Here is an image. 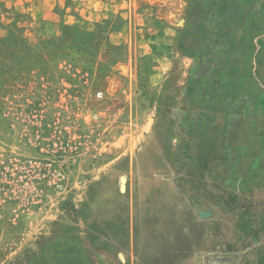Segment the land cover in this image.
I'll return each mask as SVG.
<instances>
[{
    "label": "rangeland",
    "instance_id": "rangeland-1",
    "mask_svg": "<svg viewBox=\"0 0 264 264\" xmlns=\"http://www.w3.org/2000/svg\"><path fill=\"white\" fill-rule=\"evenodd\" d=\"M126 154L177 186L129 264H264V0H0V264H125L75 224Z\"/></svg>",
    "mask_w": 264,
    "mask_h": 264
},
{
    "label": "crops",
    "instance_id": "crops-1",
    "mask_svg": "<svg viewBox=\"0 0 264 264\" xmlns=\"http://www.w3.org/2000/svg\"><path fill=\"white\" fill-rule=\"evenodd\" d=\"M219 31L220 34L228 36V39L221 38V47L226 46L233 52L240 47L242 35L248 39V32L243 29L223 27ZM195 90L194 86L193 92ZM119 161L124 163L125 171L121 172L118 170L119 167L101 175L92 190L85 194V202L81 204V216L75 225L81 229V242L88 249L85 252L93 258L111 259L114 248H119L125 254V264H129V260L144 258L149 252L147 249L146 252L143 246H155V242L158 241L154 237L144 240L141 235H136L138 233L136 227H142L147 223L157 226L156 224L162 221L159 212L163 204L168 203L170 208L173 206L172 215L176 224L177 186L172 182L160 180L158 171H161V168L153 165V162H149L151 163L149 167L143 169V161L139 156L126 154ZM120 178H124L125 181L119 186ZM163 194L169 195L164 202ZM147 206L150 213L145 218L146 214L144 216L143 211ZM118 234L120 236L115 241ZM165 248L161 244L162 251L168 249L170 251L172 247L169 245L167 249ZM159 258L163 259V256Z\"/></svg>",
    "mask_w": 264,
    "mask_h": 264
}]
</instances>
